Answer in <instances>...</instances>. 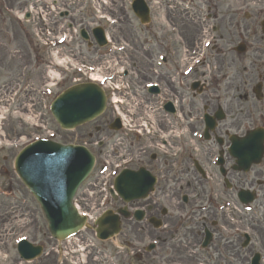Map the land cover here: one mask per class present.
I'll list each match as a JSON object with an SVG mask.
<instances>
[{
	"label": "flooded vegetation",
	"instance_id": "af4514ba",
	"mask_svg": "<svg viewBox=\"0 0 264 264\" xmlns=\"http://www.w3.org/2000/svg\"><path fill=\"white\" fill-rule=\"evenodd\" d=\"M263 54L259 50L258 58ZM259 78L263 81V75L259 74ZM170 91L176 96L177 109L169 116L165 130L169 134L170 129L174 128L176 135H168L164 143L168 156L163 158L157 173L165 177L166 187L171 185L174 191L179 189L183 192L182 195L186 197L183 206L194 205V215L197 219H202L196 223L198 228H191L190 223L182 222L184 231L192 234L188 241L195 246L199 244L204 231H212L208 220L216 216V207L218 204L222 205V200H231L232 190L256 187L263 192L260 201H264V163L247 172L235 171L232 168V159L226 152L230 145L229 135L239 133L244 127L253 126L256 122L264 126V93L262 90L258 99L251 90L233 89L232 78L228 81L212 78L203 82L196 92L188 95L174 89ZM218 110L224 113V117L214 122L208 138L203 137L200 141L194 139L192 136L205 129L204 122L199 120L200 114L205 111L215 115ZM174 133L175 131L171 134ZM170 154L175 155L174 160L169 159ZM214 157L221 159L223 175L219 173L220 166H211ZM203 205L205 209L200 208ZM173 225V222L168 223L171 231L167 230L166 235L174 232ZM178 252L177 250V254Z\"/></svg>",
	"mask_w": 264,
	"mask_h": 264
},
{
	"label": "rangeland",
	"instance_id": "374dc122",
	"mask_svg": "<svg viewBox=\"0 0 264 264\" xmlns=\"http://www.w3.org/2000/svg\"><path fill=\"white\" fill-rule=\"evenodd\" d=\"M104 1L95 3L93 0H88L89 11L96 12L95 10L102 8L100 3H104L107 19H116V8L122 14L121 27L118 29L122 27L144 29L130 12V0ZM96 15L98 16L99 13H96L95 17ZM32 20L33 18L23 26L26 29H33ZM237 20L239 19H235L234 22ZM94 24V20H91L89 27ZM106 24L109 29L113 28V25L103 20L102 25L106 26ZM61 89L63 88H58L57 91ZM43 114L46 116L44 121L36 120L45 125L44 128H40L41 132L31 125L35 122V118L28 113H15L11 109L9 112L0 114L3 117V119L0 118V192L6 195L3 198L0 197V264H18L14 244L22 237L35 241V243H47V233L39 209L13 172V160L17 153L37 137L49 136L50 131L52 134L50 138L59 142H65L71 138V133L59 130L47 112Z\"/></svg>",
	"mask_w": 264,
	"mask_h": 264
},
{
	"label": "water",
	"instance_id": "95a60500",
	"mask_svg": "<svg viewBox=\"0 0 264 264\" xmlns=\"http://www.w3.org/2000/svg\"><path fill=\"white\" fill-rule=\"evenodd\" d=\"M19 168H20V165H19V163H18V164H17V170H18V171H21ZM57 234L59 235V233H57Z\"/></svg>",
	"mask_w": 264,
	"mask_h": 264
}]
</instances>
